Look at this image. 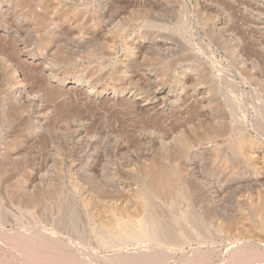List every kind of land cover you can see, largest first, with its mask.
Segmentation results:
<instances>
[{
	"label": "rangeland",
	"instance_id": "374dc122",
	"mask_svg": "<svg viewBox=\"0 0 264 264\" xmlns=\"http://www.w3.org/2000/svg\"><path fill=\"white\" fill-rule=\"evenodd\" d=\"M136 3L150 15L133 8ZM119 26L134 43L135 55L124 66L120 41L105 49ZM8 66L26 90V105L7 96ZM213 120L232 128L229 140L242 131L264 144V131L256 128L264 124V0H0V189L13 184L16 189H8L21 193L31 177L40 190L60 186L61 197L49 198L48 206L60 205L63 221L76 212L83 222L73 179L99 199L122 201L129 191L147 188L145 163L160 160L167 145L172 150L175 136ZM215 138L184 152L178 163L200 190L197 203L227 219L264 194V160L248 170L234 157L227 170L218 169L209 148L226 151L232 142ZM12 146L19 151L14 156ZM2 190L3 253L4 245H13L10 233L35 228ZM65 232L58 231L63 241ZM221 241L217 251L227 244ZM13 249V256L21 253Z\"/></svg>",
	"mask_w": 264,
	"mask_h": 264
},
{
	"label": "bare ground",
	"instance_id": "6f19581e",
	"mask_svg": "<svg viewBox=\"0 0 264 264\" xmlns=\"http://www.w3.org/2000/svg\"><path fill=\"white\" fill-rule=\"evenodd\" d=\"M133 5V8L137 7L144 15L150 13L149 8L142 4ZM138 12V10L135 11V15ZM62 18L68 19L69 17L62 15ZM123 32H125L123 26L112 30L114 36L105 41V49L111 51L114 43L120 41L124 51L120 64L124 66L126 59L134 57L135 51L133 41L127 40L122 35ZM117 39L119 40L117 41ZM7 68L13 76L11 77L12 83H7L9 85L7 96L14 102L16 100V102L22 103L21 106H23L28 99L26 90L24 91L25 88L20 86V80H17L15 71L9 66ZM120 76L123 75L120 73ZM42 85L44 86V84ZM14 88L16 93H12ZM257 127L264 131V124L261 123ZM258 128L257 130H259ZM232 132V128L224 127L220 120H213L201 127L192 128L191 135L175 136L173 149L171 150L167 145L163 154L160 153L157 156L163 162L155 159L152 164L149 161L150 164L145 163L144 168L148 169L147 173H144L148 180L147 188L140 190L141 192L139 190L129 191L122 201L99 199L94 194L97 192L93 191L94 189L91 190L89 185L88 187L72 178L71 190L78 196V200H75L81 205L83 219L78 217L83 222L76 219V212L71 216L68 212V216L62 212L63 221L60 216V205L57 210L52 205L48 206L49 198L61 197L59 185V187H53L55 185L43 186L45 189L40 190V186L34 184L37 178L31 177L30 180L24 182V189L18 194L13 189H8V187H13V184L8 187L2 186L4 190H0H2L3 198L6 197L4 200L6 199L7 204H10L11 207L16 205L23 214H27L26 217L31 222L30 224L34 225L35 230L29 233H25V230L23 232L15 230L16 234L13 232L10 233L11 235L7 233L6 235L13 245L9 246L10 248L7 250L4 248L6 245L3 246L4 255L0 249L2 253V255L0 253V264H264V194L249 200L247 212L240 208L238 213L227 219L217 217L201 200L200 203H197L194 193H199L200 190L194 189V186L185 180L186 166L182 169L178 163L184 152L193 147L198 148L208 139H216L215 137L228 139V135ZM231 137L232 139H228V142H232L227 148L228 150L222 151L219 146L217 148L215 145L208 150L211 163L215 164L218 169L227 170L228 162L234 157L241 158L249 167L248 170L254 169L257 161L264 160V144L261 140L242 131L239 135ZM228 142L226 140V143ZM10 148L12 151L10 156L19 152L16 149L13 150V146ZM239 158L238 160H241ZM192 168L195 167L192 166ZM1 170L0 183L3 184L4 172ZM11 170L13 169L11 168ZM200 177L202 176L200 175ZM89 180L91 181V179ZM1 213L0 216H3L6 212ZM1 222L6 223L2 220ZM40 223L49 225L50 228L45 229ZM15 225L17 226V224ZM24 225L22 226L24 227ZM59 229L66 231L67 239L65 241L58 235ZM212 230L214 233H211ZM217 240H222L220 243H227L220 244V246H225L221 251L216 250L215 242ZM12 248L17 253L18 251L21 253L13 256L10 252ZM6 252L9 255H5Z\"/></svg>",
	"mask_w": 264,
	"mask_h": 264
}]
</instances>
